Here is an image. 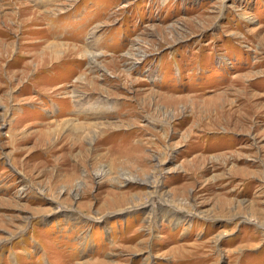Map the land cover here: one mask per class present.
<instances>
[{"label": "rangeland", "instance_id": "1", "mask_svg": "<svg viewBox=\"0 0 264 264\" xmlns=\"http://www.w3.org/2000/svg\"><path fill=\"white\" fill-rule=\"evenodd\" d=\"M0 264H264V0H0Z\"/></svg>", "mask_w": 264, "mask_h": 264}]
</instances>
